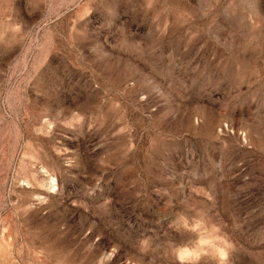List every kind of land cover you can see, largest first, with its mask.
Instances as JSON below:
<instances>
[{
	"label": "rangeland",
	"instance_id": "1",
	"mask_svg": "<svg viewBox=\"0 0 264 264\" xmlns=\"http://www.w3.org/2000/svg\"><path fill=\"white\" fill-rule=\"evenodd\" d=\"M0 264H264V0H0Z\"/></svg>",
	"mask_w": 264,
	"mask_h": 264
}]
</instances>
